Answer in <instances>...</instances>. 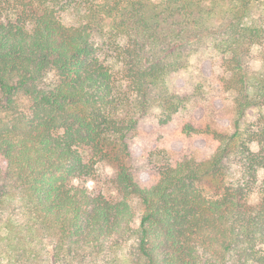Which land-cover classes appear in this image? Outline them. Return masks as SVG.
Returning <instances> with one entry per match:
<instances>
[{
    "label": "trees",
    "instance_id": "16d2710c",
    "mask_svg": "<svg viewBox=\"0 0 264 264\" xmlns=\"http://www.w3.org/2000/svg\"><path fill=\"white\" fill-rule=\"evenodd\" d=\"M253 1L264 7L0 0V264H264V69L250 77L245 63L264 45ZM205 52L212 93L232 100L228 131L197 120L200 86L178 92ZM149 122L143 187L130 161ZM173 134L201 143L174 165L157 147ZM100 164L114 170L115 200L87 187Z\"/></svg>",
    "mask_w": 264,
    "mask_h": 264
},
{
    "label": "rangeland",
    "instance_id": "374dc122",
    "mask_svg": "<svg viewBox=\"0 0 264 264\" xmlns=\"http://www.w3.org/2000/svg\"><path fill=\"white\" fill-rule=\"evenodd\" d=\"M75 15L65 14L62 20L69 25L74 22ZM251 24L264 25V7L262 2L253 1L252 14L249 19ZM263 46H255L251 49L247 58H245L246 70L250 77L257 76L263 72ZM212 54V53H211ZM208 53H202L194 57L186 70L180 73L177 82L178 92L182 95L192 91L195 87H201L200 92L203 94V101L199 109L195 113L197 120L200 123H208L211 128L219 131H228L229 126L223 117L226 110L232 107V100L230 98L222 97L213 94L211 88L216 84L217 65L215 64V56ZM52 75L48 76V79ZM18 102L27 104L28 101L22 96L17 97ZM176 124H172L169 130L171 132L176 130ZM158 137L157 130L153 123H147L142 136L136 137L132 142V159L130 161L132 174L135 181L143 187L149 185L148 176L140 170V165L145 162L147 157V149L152 140ZM155 145L152 146V148ZM159 150L167 152L171 163L174 165L184 156L195 152L197 148L201 147V143L197 136L173 134L169 137L159 139L157 143ZM115 177L114 170L107 164H100L97 167L96 175L93 180L87 183V187L94 193L103 194L110 199H117V192L113 184ZM131 206H134L135 212L139 213L140 205L136 198L129 200ZM138 223V219L135 224Z\"/></svg>",
    "mask_w": 264,
    "mask_h": 264
}]
</instances>
